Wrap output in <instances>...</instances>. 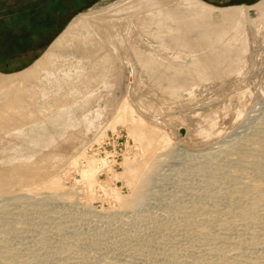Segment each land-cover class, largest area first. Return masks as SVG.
Returning a JSON list of instances; mask_svg holds the SVG:
<instances>
[{
  "label": "rangeland",
  "instance_id": "obj_1",
  "mask_svg": "<svg viewBox=\"0 0 264 264\" xmlns=\"http://www.w3.org/2000/svg\"><path fill=\"white\" fill-rule=\"evenodd\" d=\"M201 1L225 13L187 0H0V23L29 24L5 43L48 24L41 45L4 50L26 62L0 73L62 35L79 43L0 91V105L17 104L2 114L20 119L0 125V264H264V0ZM34 166L43 176L19 172ZM52 178L59 187L43 191Z\"/></svg>",
  "mask_w": 264,
  "mask_h": 264
},
{
  "label": "bare ground",
  "instance_id": "obj_2",
  "mask_svg": "<svg viewBox=\"0 0 264 264\" xmlns=\"http://www.w3.org/2000/svg\"><path fill=\"white\" fill-rule=\"evenodd\" d=\"M188 2H189V4H190V7H192V9H193V11L196 13V14H205L206 12H209V14H211V13H213V12H219V13H225V12H222L221 10L222 9H219V8H217V7H214V6H211V5H209V4H206V3H203L201 0H187ZM178 4V3H177ZM228 12H229V10H227ZM211 15H213V14H211ZM225 16V15H224ZM254 28L252 27V24L249 22V30L250 31H252ZM79 43L76 41V40H70V38H68V37H65V35H62V36H60L59 38H57L56 40H54L52 43H51V45L49 46V48H47V50L44 52V54L40 57V58H38L33 64H31L30 66H28V67H26L25 69H23V70H21V71H18V72H16V73H13V74H3V73H0V91L1 90H3V89H5V88H7V87H10V88H17V87H19L21 84H22V82L24 81V80H26V79H32V78H35L36 77V75H37V73L39 72V71H42V70H44V69H46L47 68V61H48V57L49 56H51V54H52V52L53 51H56V52H58V53H62V52H65V51H70V52H76L77 54L79 53V51H78V48H77V45H78ZM255 52L256 51H254V54H255ZM254 54H253V56H254ZM260 66H261V68H262V75H263V72H264V68H263V64H262V62L260 63ZM249 71H250V69H249ZM126 104V103H125ZM17 106V104L14 102V101H12L10 98H8L7 100H5L4 101V103L2 102V104L0 105V109H4V111L6 110V108H9V110H10V108H11V110H13V109H15V107ZM124 107H127V104H126V106H124ZM262 117V116H261ZM261 119V118H260ZM15 120H20L19 118L17 119L16 117H15V114L14 113H12V112H8L7 114H2V112H1V110H0V125H3V124H8V123H10V122H12V121H15ZM253 127V126H252ZM247 133V132H246ZM236 134V133H235ZM238 141H240V140H238ZM238 141H236V142H238ZM256 141V140H255ZM241 142V141H240ZM239 143V142H238ZM237 144V143H236ZM235 144V145H236ZM224 145V144H223ZM234 145V147H236ZM225 146V145H224ZM239 146H240V144H239ZM228 147H229V145H228ZM253 147V146H252ZM238 148V147H237ZM256 148V147H255ZM229 149V148H228ZM246 149V148H245ZM220 152L221 151H224V150H219ZM230 151V150H229ZM237 151V150H236ZM261 151V150H260ZM260 151H259V153H260ZM264 151V150H263ZM241 152V151H240ZM262 152V151H261ZM222 153H224V152H222ZM242 153H244L243 151H242ZM257 153V152H256ZM227 154V153H226ZM241 154V153H240ZM209 155V154H208ZM221 155V154H220ZM234 155V154H233ZM236 155H238V154H236ZM246 156H247V154H245ZM258 155V154H257ZM154 156V155H153ZM200 156V155H199ZM230 156H232V155H230ZM240 156V155H239ZM242 156V155H241ZM151 157V156H150ZM233 157V156H232ZM250 157V156H249ZM153 158V157H152ZM156 158V157H155ZM154 158V159H155ZM228 158V157H227ZM242 158V157H241ZM252 158V157H251ZM259 158H260V156H259ZM262 158H264V156L262 157ZM262 158H260V159H262ZM151 159V158H150ZM244 159V158H243ZM38 160V159H37ZM44 160V159H43ZM152 160V159H151ZM185 160V159H184ZM242 160V159H241ZM248 160V159H247ZM247 160L245 161V162H247ZM256 160V159H255ZM45 161H46V159H45ZM189 161V160H188ZM224 161V160H223ZM250 161V160H249ZM34 162H36V160L34 161ZM38 162V161H37ZM40 162V161H39ZM150 162V161H149ZM152 163H150L151 165L148 167V169H146L147 171L145 172V174L142 176V177H140V178H138L137 180H136V178L137 177H134L135 178V184H133V186H136V187H134L135 189H134V196L132 197V198H134L132 201H131V203H130V207H133L134 208V206H138L140 203H141V201L142 200H144L143 198L145 197V195H146V191H147V185H148V174L149 173H151V170L155 167V163H157V160H154V161H151ZM185 162V161H184ZM235 162H237V161H235ZM244 162V163H245ZM45 163V162H44ZM253 163V162H252ZM43 164V163H42ZM141 164V163H140ZM139 164V165H140ZM196 164V163H195ZM255 164V163H254ZM256 164H258V162L256 163ZM38 165V164H37ZM146 165H147V163H146ZM230 165V164H229ZM264 165V164H263ZM39 166V165H38ZM142 165H140L139 167H141ZM246 166H247V164H246ZM255 166H257V165H255ZM35 167L36 166H34V167H31V168H27V169H20L19 168V172L21 173V174H26V175H24V176H27V173H30V174H33V175H35L34 177H37L36 175L38 174V173H41V172H39L38 170H40L39 168H41V166L39 167V168H37V169H35ZM43 167V166H42ZM203 167V166H202ZM202 167H201V170H202V172L204 173V172H206L204 169H202ZM224 167V166H223ZM236 167V166H235ZM262 167V166H261ZM260 167V168H261ZM242 168V167H241ZM245 168V167H244ZM264 168V167H263ZM18 169V168H17ZM45 169V168H44ZM145 169V168H144ZM230 169V168H229ZM250 169V168H249ZM254 169V168H253ZM149 170V171H148ZM200 170V171H201ZM231 170V169H230ZM233 170V169H232ZM256 170V169H255ZM16 172H17V170H15ZM141 171V170H140ZM144 171V170H143ZM254 171V170H253ZM137 172V171H136ZM139 172V171H138ZM207 172H209V171H207ZM260 172H263L264 173V171H260ZM19 173V174H20ZM43 173L44 172H42V176H43ZM213 173H215V172H213ZM228 173V172H227ZM237 173V172H236ZM18 174V173H17ZM18 174V175H19ZM141 174V173H140ZM207 174V173H206ZM210 174V173H209ZM209 174H207V176H209ZM222 174V173H221ZM234 174V173H233ZM238 174H240V173H238ZM39 175V174H38ZM41 175V174H40ZM155 175V174H154ZM211 175V174H210ZM225 175V174H224ZM231 175V174H230ZM235 175V174H234ZM249 175V174H248ZM260 175V174H259ZM28 176H29V174H28ZM136 176V175H135ZM203 176V175H202ZM226 176V175H225ZM246 176V175H245ZM20 177H21V175H20ZM40 177V176H39ZM38 177V178H39ZM56 177V176H55ZM139 177V176H138ZM150 177V176H149ZM211 177H213V175L212 176H210V178H208V179H210V180H212L213 181V179L214 178H211ZM215 177V176H214ZM217 177V176H216ZM233 177V176H232ZM5 178V177H4ZM3 178V180H5ZM85 178L87 179V181L88 182H90L91 180H92V175H91V172H89L88 174H86L85 175ZM262 178H264V176L262 177ZM237 179V178H236ZM2 180V182H4ZM7 180V179H6ZM224 180V179H223ZM225 180H227V179H225ZM232 180H233V178H232ZM231 180V178H230V181H232ZM261 180V179H260ZM228 181V180H227ZM226 181V182H227ZM240 181V180H239ZM1 182V181H0ZM1 182V183H2ZM234 182H236V180L234 181ZM241 182V181H240ZM240 182H239V186L241 185L240 184ZM243 182V181H242ZM249 182V181H248ZM247 181H246V183H248ZM260 182V181H259ZM258 182V183H259ZM134 183V182H133ZM257 183V184H258ZM37 184V183H36ZM211 184V183H210ZM229 184H230V182H229ZM237 184V183H236ZM5 185H6V183H5ZM4 184H3V186H5ZM59 185H60V183H59V180H58V178H52L51 180H49V181H47V182H44V184H43V186L41 187V188H44V189H42L43 191L45 190H47V192L49 191V193L50 192H54L58 187H59ZM231 185V184H230ZM238 185V184H237ZM236 185V186H237ZM249 185V184H248ZM0 186H2L1 184H0ZM225 186V185H224ZM235 186V187H236ZM238 186V187H239ZM36 188V187H35ZM224 188V187H223ZM226 188H228L227 186L225 187V190H230V189H226ZM237 188V187H236ZM242 188V187H241ZM244 188H246V187H244ZM38 189V188H37ZM235 188H233V190H234ZM251 189H253V188H251ZM42 190H40V191H42ZM206 190V189H205ZM211 190V189H210ZM238 190V189H237ZM30 191V190H29ZM42 191V192H43ZM240 191V190H239ZM242 191V190H241ZM240 191V192H241ZM31 192V191H30ZM204 192V191H203ZM245 192V191H244ZM249 192H250V188H249ZM258 192V191H257ZM49 193H47L46 195H48ZM206 193H207V196H208V194L210 193V192H207L206 191ZM206 193H203V194H206ZM223 193V191L220 193V194H222ZM229 194H230V192H228ZM252 193H253V191H252ZM29 194V193H28ZM27 194V195H28ZM34 194V193H33ZM37 194V193H36ZM211 194V193H210ZM225 194V193H224ZM231 194H232V189H231ZM240 194V193H239ZM21 195V194H20ZM25 195V194H24ZM30 195V194H29ZM51 195V194H50ZM212 195V194H211ZM210 195V196H211ZM241 195V194H240ZM250 195V194H249ZM263 195H264V193H263ZM23 196V195H22ZM52 196V195H51ZM204 196V195H203ZM206 196V195H205ZM210 196L209 197H202V198H204L203 199V201L204 202H207L205 199H207V198H210ZM250 196H252V194L250 195ZM27 197V196H26ZM32 197V196H31ZM214 197V196H213ZM257 197V196H256ZM264 197V196H263ZM18 198H20V197H18ZM22 198H24V197H22ZM29 198V197H28ZM131 198V199H132ZM212 198V197H211ZM253 198V197H252ZM260 198V197H259ZM21 199V198H20ZM19 199V200H20ZM25 199H27V198H25ZM24 199V200H25ZM49 199V198H48ZM200 199V198H199ZM254 199H257V200H260V199H258V198H254ZM262 199V198H261ZM37 200V199H36ZM208 200V199H207ZM210 200V199H209ZM211 200H213V199H211ZM237 200V199H236ZM253 200V199H252ZM44 201V200H43ZM176 201V200H175ZM202 201V200H201ZM21 202V201H20ZM233 202H234V200H233ZM254 202H256V200L254 201ZM254 202H252L253 204H254ZM143 203V202H142ZM229 203H230V201H229ZM240 204V203H239ZM242 204V203H241ZM5 205V204H4ZM206 205V204H205ZM216 206H217V203L215 204ZM251 205V204H250ZM176 206H178V205H176ZM195 206H199V204H198V202H197V205H196V203H195ZM200 206H201V204H200ZM197 207V209L198 208H202V207ZM203 206V205H202ZM232 206H234V204H232L231 205V207ZM237 206H238V204H237ZM240 206H242V205H239L238 206V208L240 207ZM246 206V205H245ZM173 207V206H172ZM180 207V209H181V206H179ZM178 207V208H179ZM234 207H236V206H234ZM250 207V206H249ZM175 208V207H174ZM178 208H176V211H177V209ZM203 208H204V206H203ZM243 208V207H242ZM247 208L248 207H246V209H243V210H241L240 211V213L239 212H236V213H239L243 218L244 217H246V216H248L249 215V211L247 210ZM253 208V207H252ZM138 209H139V207H138ZM170 209V208H169ZM195 209H196V207H195ZM196 209V210H197ZM241 209V208H240ZM251 209V208H250ZM254 209V208H253ZM252 209V210H253ZM183 209H181V213H182V215L184 214V212H186V210L185 211H182ZM230 210L231 211H233L232 210V208H230ZM180 210H178V212H179ZM192 211H195L194 209H192ZM228 211V210H227ZM227 211H226V213H227ZM230 211V213L231 214H233L232 212ZM235 211H237L236 210V208H235ZM3 212V211H2ZM6 212V211H5ZM144 212V211H143ZM175 212V211H174ZM1 213V212H0ZM7 213V212H6ZM5 213V214H6ZM228 213H229V211H228ZM254 213V212H253ZM3 214H4V212H3ZM145 214V213H144ZM175 214V213H174ZM179 214V213H178ZM177 214V216H179ZM188 214V213H187ZM190 214V213H189ZM219 214V213H218ZM223 214V213H222ZM238 214V215H239ZM173 215V214H172ZM194 215H195V213H194ZM235 215V214H234ZM234 215H232V216H234ZM142 216V215H141ZM198 216V215H197ZM254 216V215H253ZM137 217V216H136ZM139 217H140V215H139ZM174 217V216H173ZM179 217H181V215L179 216ZM178 217V218H179ZM187 217V216H186ZM186 217H184V219L186 218ZM190 217V216H189ZM225 217V216H224ZM250 217V216H249ZM142 218V220H143V217H141ZM228 217H226V219H227ZM234 218L236 219H240V218H238L237 216L235 217L234 216ZM233 218V219H234ZM242 218V219H243ZM147 219H148V217H147ZM168 219V218H167ZM180 219V218H179ZM181 219H182V217H181ZM180 219V220H181ZM182 220V221H180L181 223H184L183 221H187L186 219L185 220ZM190 219H192V218H190ZM230 219V218H229ZM234 219V220H235ZM250 219H255L254 217L252 218V216L250 217ZM193 220H195V217L193 218ZM198 220V219H197ZM210 220V219H209ZM224 220V219H223ZM230 220H232V219H230ZM229 220V221H230ZM243 220H247V219H243ZM139 221V220H138ZM189 221V220H188ZM191 221V220H190ZM199 221V220H198ZM220 222L222 221V220H219ZM233 221V220H232ZM242 221V220H241ZM155 222V221H154ZM163 222V221H162ZM172 222V221H171ZM192 222H194V221H192ZM197 222V221H196ZM196 222H194V223H196ZM201 221H199V223H200ZM217 222V221H216ZM245 222V221H244ZM219 223V222H218ZM224 223H227V221H225V222H223V224ZM246 224H249L248 222H245ZM161 224V223H160ZM171 224H173V223H171ZM178 224H180V223H177L175 226H177ZM214 224H215V222H214ZM222 223H221V225H223ZM230 224V223H229ZM152 225V224H151ZM164 225H165V223H164ZM164 225H162V227L164 226ZM174 225V224H173ZM185 225H187V223L185 224ZM198 225V227H199V225H201V224H197ZM196 225V226H197ZM203 226H204V224H202ZM220 225V226H221ZM179 226V225H178ZM177 226V227H178ZM181 226V225H180ZM179 226V227H180ZM190 226H192V225H190ZM189 226V227H190ZM195 225L193 226L194 228L196 227ZM225 227H226V225H224ZM57 227V226H56ZM55 227V228H56ZM60 227V226H59ZM153 227V226H152ZM202 227V226H201ZM249 227V226H248ZM250 227H252V226H250ZM58 228V227H57ZM56 228V229H57ZM193 228V229H194ZM207 228H208V226H207ZM223 228V227H222ZM227 228V227H226ZM158 229V228H157ZM168 229V228H167ZM166 229V230H167ZM178 229V228H177ZM200 229V228H199ZM211 229H212V227H211ZM210 228H209V230H211ZM198 230V229H197ZM159 231V230H158ZM196 231V230H195ZM207 231V230H206ZM213 231V230H212ZM177 232V231H176ZM211 232V231H210ZM209 231L207 232V233H209V234H211ZM199 233V232H198ZM206 233V234H207ZM100 234V233H99ZM219 234V233H218ZM221 235V234H220ZM96 237V236H95ZM5 238V237H4ZM250 238V237H249ZM257 238V237H256ZM169 240V239H168ZM247 240V239H246ZM249 241V240H248ZM256 241V240H255ZM244 242H245V240H244ZM254 242V241H253ZM246 244V243H245ZM250 244V243H249ZM252 244H254V243H252ZM256 245V244H255ZM194 246V245H193ZM192 246V247H193ZM116 247V246H115ZM248 247V246H247ZM194 248H195V246H194ZM2 255V254H1ZM3 258H1V260H2ZM9 259V258H8ZM7 261H5L4 263H6ZM2 264H3V262H1ZM236 263H238V262H236ZM242 263V262H241ZM7 264V263H6ZM254 264V263H253Z\"/></svg>",
  "mask_w": 264,
  "mask_h": 264
},
{
  "label": "trees",
  "instance_id": "obj_3",
  "mask_svg": "<svg viewBox=\"0 0 264 264\" xmlns=\"http://www.w3.org/2000/svg\"><path fill=\"white\" fill-rule=\"evenodd\" d=\"M59 1V0H58ZM61 1V0H60ZM43 13L39 12V20L41 21V19H43ZM43 17V18H42ZM29 25V24H28ZM24 23H19V24H8V23H0V50L2 52H0V69H10L12 68V65L14 64H24L26 62V60L21 58V54L20 52L14 51V52H4V50H11V49H15L16 47L20 48V46L24 45L26 52L29 50H32L33 48L37 47L38 45H41L42 43V37L43 34L46 32L47 28H48V24H45V18L44 21L42 20V24H40L38 22V24L35 26V29L37 28L39 30V34H37V36L35 37H31V38H12L11 40H7L9 41V43H5L6 41V37H4L5 34H10V33H16V31H20V30H26L27 26ZM32 28V26H30ZM34 29V30H35ZM11 41H13L11 43ZM19 48L17 50H19Z\"/></svg>",
  "mask_w": 264,
  "mask_h": 264
}]
</instances>
